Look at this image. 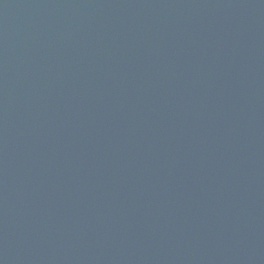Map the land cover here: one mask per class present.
Listing matches in <instances>:
<instances>
[{
	"label": "water",
	"instance_id": "1",
	"mask_svg": "<svg viewBox=\"0 0 264 264\" xmlns=\"http://www.w3.org/2000/svg\"><path fill=\"white\" fill-rule=\"evenodd\" d=\"M0 264H264V0H0Z\"/></svg>",
	"mask_w": 264,
	"mask_h": 264
}]
</instances>
